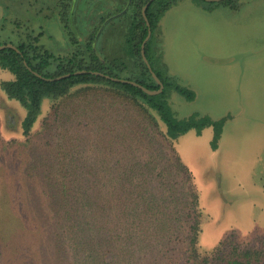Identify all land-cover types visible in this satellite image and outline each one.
Returning a JSON list of instances; mask_svg holds the SVG:
<instances>
[{
	"label": "trees",
	"instance_id": "obj_1",
	"mask_svg": "<svg viewBox=\"0 0 264 264\" xmlns=\"http://www.w3.org/2000/svg\"><path fill=\"white\" fill-rule=\"evenodd\" d=\"M127 1L124 0V6ZM147 1L132 0L129 6L133 8L129 39L126 37L130 47L122 57H111L99 45L106 31L114 26L109 28L107 23L97 36L110 15L97 21L84 44L66 55H56L40 45L41 33L11 43L16 49H0V89L6 99L15 100L22 108L16 138L7 139L0 132V264H24L26 258L34 259L26 264H45L46 258L52 260L49 264H264V232L241 239L232 231L212 248L201 245L204 210L183 165L180 169L186 175L181 195L184 201L178 197V182L173 181L174 173L178 174L177 155L175 171L164 179L166 182L149 179L132 185L128 167L120 168L119 181L115 162L87 164L79 150L72 164L55 157L50 167L42 168L38 162L21 171L25 162L18 159L23 153L20 148L49 125L50 120L59 122L65 115L61 109L72 102L94 106L92 101L108 99L121 109H135L176 152L174 140L191 127L192 119L179 120L170 110L166 94L171 89L178 91L179 86L170 76L159 72L164 66L155 45L159 18L176 0H153L146 9L152 33L145 44V55L164 85L161 92L148 94L131 83L92 73L98 71L121 78L119 74L129 71L131 66L136 72H130L136 73V77L123 79L150 90L159 88L141 54L148 31L142 14ZM72 2L65 0L63 4L61 16L65 23ZM218 3L238 8V0ZM76 5L77 1L74 9ZM4 44L8 43L0 42ZM80 70L87 72L74 73ZM65 74L70 76L55 79ZM182 92L191 97L189 90ZM118 165L120 174L122 164ZM43 172L48 176L41 190H47L46 196L36 193ZM49 223L51 228L46 235ZM180 234L186 236L185 247Z\"/></svg>",
	"mask_w": 264,
	"mask_h": 264
},
{
	"label": "rangeland",
	"instance_id": "obj_2",
	"mask_svg": "<svg viewBox=\"0 0 264 264\" xmlns=\"http://www.w3.org/2000/svg\"><path fill=\"white\" fill-rule=\"evenodd\" d=\"M76 1L74 15L69 10L65 23L61 16L65 0H0V42L16 43L30 34L41 33L40 45L56 55H66L84 44L97 21L110 15L106 20L115 16L108 22L109 28L114 26L99 40L100 48L111 57L125 56L130 47L126 37L133 8L117 16L125 8L124 0ZM194 1L205 6L206 15L212 17L199 23L208 31L203 37L191 33L193 17L186 0H176L170 7L183 8L190 18L180 25L178 34L173 31L172 45L176 48L170 55L173 63H169L174 75L171 78L179 90H169L166 101L177 119H192L191 127L174 140L176 152L137 110L121 109L108 99H99L92 101L94 106L88 102L64 106L60 111L65 114L63 118L59 122L50 120L49 125L36 132L20 148L23 153L18 159L25 162L21 169L25 172L28 164L39 162L42 168L50 167L55 157L72 164L79 150L87 164L115 162L119 181L120 168L128 167L129 181L136 185L149 179L166 182L164 179L175 171L177 155L178 174L174 173L173 181L178 182V197L186 179L180 169L183 165L204 210L200 242L209 249L232 231L241 239L264 232V0H239L241 11L236 13V19L229 18L233 13L221 3ZM167 10L159 21L168 20L164 18L169 15ZM163 62L159 72L170 76ZM130 67L119 74L122 79L136 77L130 72L136 69ZM183 90H189L191 97ZM21 109L18 102L6 99L0 89V132L5 138H16ZM47 177L43 172L39 178L40 189L36 193L41 196L47 194V190L41 191ZM134 189L130 188L133 192ZM46 209L49 210L48 205ZM181 209L179 205L178 211ZM180 235L183 247L187 246L186 236ZM29 261L34 259L26 258L24 264ZM44 261L49 264L52 260Z\"/></svg>",
	"mask_w": 264,
	"mask_h": 264
},
{
	"label": "crops",
	"instance_id": "obj_3",
	"mask_svg": "<svg viewBox=\"0 0 264 264\" xmlns=\"http://www.w3.org/2000/svg\"><path fill=\"white\" fill-rule=\"evenodd\" d=\"M186 1H187V7H189V9L191 10V14L193 17L192 18L193 27H191V33L194 34L197 32L199 36L203 37L204 32L208 33V31L199 27V23L202 20L212 19V17L209 15H206L207 9L202 4L194 0H186ZM256 1L257 0H254V2ZM173 7L174 8H169L170 9L169 11L167 10L168 11L167 13H169L168 16L164 15V18L167 17L168 20H165L166 22L165 21L163 22L161 20L159 21L158 26H157L159 27V29L157 28L158 29L157 33H155L156 48L158 50V53L160 54L161 60H164L163 63H165L166 66H168L167 69L170 72L169 74L170 77L174 76L171 73V70L169 68V63H173L172 59H170V55H172V53L175 51V48H176L172 45L174 41V37H175L173 31H175V34H178L180 25L181 24L185 25V21L186 20L189 21L190 19L189 16H187L186 14L187 11H185L183 8H181L180 10H175L176 9L175 5ZM226 9H228L227 11L229 13H233V14H229L230 19L238 18L239 14H236V13H240L241 11L239 0H238L237 9H232L228 6H226ZM182 11H184L183 14L181 13ZM175 75L178 77V74H175Z\"/></svg>",
	"mask_w": 264,
	"mask_h": 264
},
{
	"label": "water",
	"instance_id": "obj_4",
	"mask_svg": "<svg viewBox=\"0 0 264 264\" xmlns=\"http://www.w3.org/2000/svg\"><path fill=\"white\" fill-rule=\"evenodd\" d=\"M152 1H153V0H148V1L146 2V4L142 7V14H143V16H144V18H145V20H146V23H147V26H148V31H147V35H146L145 39L143 40V42H142V44H141V54H142V58H143L144 62L146 63V65H147V67H148L150 73L152 74V76H153V78L156 80V82L159 84V88H158L157 90H150V89L144 87L143 85H141V84H139V83H137V82H135V81H132V80H127V79H122V78H117V77H111L110 75H106V74H103V73L98 72V71H93L92 73H94V74H96V75H102V76H105V77H107V78H111V79H113V80H115V81H121V82H128V83H131V84H133V85H135V86L141 88L142 90H144V91H145L146 93H148V94H157V93H159V92H161V91L163 90L164 85H163L162 81L160 80V78H159V77L155 74V72L153 71V69H152V67H151V65H150V63H149V61H148V59H147V57H146V55H145V44H146V42L149 40V38H150V36H151V33H152V29H151L150 23H149L148 18H147V16H146V9H147V7L150 5V3H151ZM205 1H208V2H220V1H222V0H205ZM131 2H132V0H128V1H127V4H126V6H125V8H124L120 13H118L117 16L124 14V13L128 10V8H129ZM74 6H75V0H73V2H72L71 11H70V15H71V16H72V12H73ZM114 17H115V16H111V17H109V18H108V19L102 24V26H101L100 29H99V32H98L97 36L100 34V32L102 31V29L104 28V26H105V25H106L111 19H113ZM5 47H12V48H15V49H16V47H15L13 44H11V43L4 44V45H0V49H3V48H5ZM86 72H87L86 70H80V71H76V72H74V73H75V74H80V73H86ZM67 76H70V74H65V75H62V76H58V77H56L55 79H61V78L67 77Z\"/></svg>",
	"mask_w": 264,
	"mask_h": 264
}]
</instances>
